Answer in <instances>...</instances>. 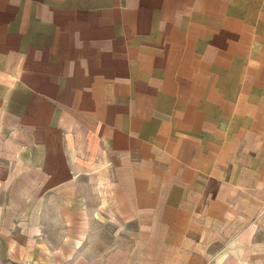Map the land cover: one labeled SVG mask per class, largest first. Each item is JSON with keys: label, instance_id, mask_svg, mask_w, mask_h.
Instances as JSON below:
<instances>
[{"label": "crops", "instance_id": "1", "mask_svg": "<svg viewBox=\"0 0 264 264\" xmlns=\"http://www.w3.org/2000/svg\"><path fill=\"white\" fill-rule=\"evenodd\" d=\"M64 219L264 264V0H0V264L61 255Z\"/></svg>", "mask_w": 264, "mask_h": 264}, {"label": "rangeland", "instance_id": "2", "mask_svg": "<svg viewBox=\"0 0 264 264\" xmlns=\"http://www.w3.org/2000/svg\"><path fill=\"white\" fill-rule=\"evenodd\" d=\"M83 222H85L84 219H80L79 223H73V219H64V250L57 257L49 252L44 258L45 264H152L149 258L141 250V252L136 251L135 244L133 245L132 236H134L136 231L134 226L126 228L117 222H95L90 225ZM52 227L54 225L49 229V236L51 237L54 236ZM87 231H90V234L89 239L87 238L83 242L86 244L81 246L80 249L76 248L74 244L77 241L73 240V235L76 237L78 234H84ZM47 242L53 245L56 240L48 239ZM5 264L23 263L12 262ZM31 264L41 263L36 261ZM257 264H260L259 261Z\"/></svg>", "mask_w": 264, "mask_h": 264}]
</instances>
